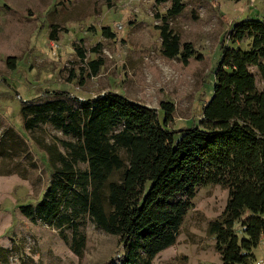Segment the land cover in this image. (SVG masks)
I'll use <instances>...</instances> for the list:
<instances>
[{
  "label": "trees",
  "instance_id": "trees-1",
  "mask_svg": "<svg viewBox=\"0 0 264 264\" xmlns=\"http://www.w3.org/2000/svg\"><path fill=\"white\" fill-rule=\"evenodd\" d=\"M182 7V0H169L165 14L153 16L162 22L155 25L162 55L186 64L202 54L189 42L180 48L178 35L165 23ZM101 33L113 35L106 26ZM98 49L97 43L90 51ZM73 50L78 59L84 57L75 43ZM102 63L100 56L86 61L82 77L95 75ZM6 65L13 68V57H6ZM210 74V95L197 123L189 127H166L173 111L170 102L160 101L156 109L108 90L71 97L75 106L63 98L22 105L24 130L49 123L71 138L57 139L62 151L43 145L50 180L34 204L17 206L19 213L58 229L64 241L61 230L69 228V247L75 254L84 241L77 220L88 214L102 230L118 236L123 251L118 264H150L174 242L194 188L218 184L226 189L227 199L207 225L220 258L213 264H245L264 233L262 17L247 16L230 24L219 40Z\"/></svg>",
  "mask_w": 264,
  "mask_h": 264
},
{
  "label": "rangeland",
  "instance_id": "rangeland-1",
  "mask_svg": "<svg viewBox=\"0 0 264 264\" xmlns=\"http://www.w3.org/2000/svg\"><path fill=\"white\" fill-rule=\"evenodd\" d=\"M182 3L181 11L166 17L165 23L178 35L180 48L189 42L202 54L186 64L160 51L155 25L162 22L153 14L164 15L169 0H109V6L106 0H0V264H118L123 254L118 236L102 230L88 214L77 220L84 241L75 254L69 247V228L61 230L64 241L58 229L19 213L17 206L34 204L50 180L43 145L62 151L57 139L71 138L49 123L24 130L19 109L56 98L75 106L71 97L108 90L156 109L160 101L170 102L167 128L196 124L210 95L219 40L233 22L255 15L264 19V0ZM105 26L111 37L102 35ZM73 43L84 51L81 60ZM97 43L98 51L91 52ZM8 56L13 57V68L6 65ZM97 56L103 59L97 73L82 77L85 70L80 68ZM158 115L161 119L159 110ZM226 199V189L218 184L196 186L174 242L150 264L219 263L207 225ZM251 253L245 264H264V233Z\"/></svg>",
  "mask_w": 264,
  "mask_h": 264
}]
</instances>
